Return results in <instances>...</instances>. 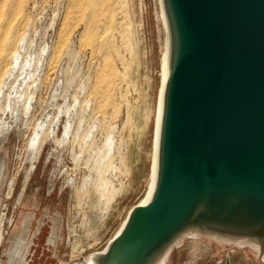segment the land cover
I'll return each instance as SVG.
<instances>
[{
	"label": "rangeland",
	"instance_id": "1",
	"mask_svg": "<svg viewBox=\"0 0 264 264\" xmlns=\"http://www.w3.org/2000/svg\"><path fill=\"white\" fill-rule=\"evenodd\" d=\"M0 15L9 49L0 55V264H78L105 248L148 190L159 1L0 0ZM14 52L35 74L25 100L2 75ZM227 254L252 257L186 239L171 260L215 264Z\"/></svg>",
	"mask_w": 264,
	"mask_h": 264
},
{
	"label": "water",
	"instance_id": "2",
	"mask_svg": "<svg viewBox=\"0 0 264 264\" xmlns=\"http://www.w3.org/2000/svg\"><path fill=\"white\" fill-rule=\"evenodd\" d=\"M158 1L168 77L153 190L88 256L166 264L194 234L264 264V0Z\"/></svg>",
	"mask_w": 264,
	"mask_h": 264
},
{
	"label": "bare ground",
	"instance_id": "3",
	"mask_svg": "<svg viewBox=\"0 0 264 264\" xmlns=\"http://www.w3.org/2000/svg\"><path fill=\"white\" fill-rule=\"evenodd\" d=\"M0 19H2V18L0 17ZM9 27H10V25H9ZM0 29H3V28H0ZM4 31H5V28H4ZM13 31H12V33H13ZM12 37H13V35H12ZM3 40H1V42H0V55H2V53H4V52L9 51V49L7 48V46L3 42ZM16 40H17V38H16ZM12 42H13V40H12ZM14 42H15V40H14ZM8 44H9V42H8ZM11 45H13V44H11ZM5 57H4V60L7 58V57L6 58ZM1 62H0V64H1ZM6 62H8V61H6ZM38 62H40V61H38ZM160 63H161V74H160L161 80H160V87H159V90H158L159 91L158 92V101H157V104H156L157 105V109H156L155 127H154L153 144H152V160H151V166H150L149 184H148V188H147L148 189L147 190V193H146L144 199L139 203V205L146 204V202L149 201L150 196H151V193H152V190H153L152 188L154 186L155 172H156L157 139H158V133L157 132L159 130V123H160V119L159 118H160V115H161V105L160 104H161V100H162V90H163V87H164V83H165L166 77H168L167 76V54H166V52H163ZM31 67H32V64H31V60L30 59L27 60L22 55L14 52L12 54V56H11L10 62L8 64H6V67H5L6 70L2 74V75H6L7 74L8 77H12L15 80V82H18L19 83V85L17 87V90L19 91V93H18V99L19 100H25L26 99V95L29 92V88L35 83L34 82L35 80H33V77L35 76V74H32V68ZM32 93H34V92H32ZM29 99H31V98H29ZM3 103H4V101H3ZM29 103H30V100H29ZM121 228H122V226L119 228L118 231H120ZM118 231L115 234V236L118 234ZM186 237H192L191 239H194V240H198V239H206V240H209L207 238H200L199 236L194 235V234H188V235H186ZM186 237H184V238H182V239H180L178 241V243H177L178 244V247L184 242V240H186L185 239ZM209 241H211V240H209ZM216 242H222V240L216 239ZM84 260H85V262L83 264H92L91 259H90V256L86 257ZM160 264H163V262H161Z\"/></svg>",
	"mask_w": 264,
	"mask_h": 264
},
{
	"label": "crops",
	"instance_id": "4",
	"mask_svg": "<svg viewBox=\"0 0 264 264\" xmlns=\"http://www.w3.org/2000/svg\"><path fill=\"white\" fill-rule=\"evenodd\" d=\"M175 250H178V248L175 249ZM248 251L250 252L249 255H251L252 257H251V259H248V255H245V257L248 259V261L250 262V264H260V262L257 260V258L255 256V254L253 252H251L250 250H248ZM172 253L168 257L166 264H178L179 261L178 262L177 261L174 262V261L171 260ZM177 258H178V260L181 259L182 258V254H178V257ZM224 260H225V263H223V264H239V263H237L236 260L232 259V257L229 254L225 255ZM215 264H218V262H216Z\"/></svg>",
	"mask_w": 264,
	"mask_h": 264
},
{
	"label": "flooded vegetation",
	"instance_id": "5",
	"mask_svg": "<svg viewBox=\"0 0 264 264\" xmlns=\"http://www.w3.org/2000/svg\"><path fill=\"white\" fill-rule=\"evenodd\" d=\"M217 262H218V264H222V263H225V260H223V259H218Z\"/></svg>",
	"mask_w": 264,
	"mask_h": 264
}]
</instances>
